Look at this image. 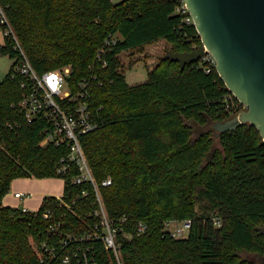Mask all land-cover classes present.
Instances as JSON below:
<instances>
[{"label": "trees", "instance_id": "16d2710c", "mask_svg": "<svg viewBox=\"0 0 264 264\" xmlns=\"http://www.w3.org/2000/svg\"><path fill=\"white\" fill-rule=\"evenodd\" d=\"M179 0H0L22 51L43 73L71 67L70 82L96 76L91 103L97 128L83 136V147L110 218H125L121 255L126 264H253L243 252L264 258V142L248 123L219 134L212 151L211 131L192 137L189 122L222 121L232 97L205 58L185 65L161 60L147 80L128 85L118 55L141 51L164 40L173 52L192 51L201 40L193 24L176 12ZM116 43L103 58L96 53L108 37ZM4 36L0 52L15 58L0 82V264H38L37 252L50 223L64 220L83 232L93 218L90 183L64 177L62 199L45 197L35 212L3 206L18 178H59L65 147L38 145L42 125L27 123L15 105L24 94L14 74L19 56ZM14 75V76H12ZM100 82V84H99ZM104 180L110 184L103 186ZM49 211L52 216L43 218ZM191 220L189 233L172 239L164 223ZM219 220L220 226L216 222ZM147 228L137 236V224ZM122 235V234H121Z\"/></svg>", "mask_w": 264, "mask_h": 264}, {"label": "built area", "instance_id": "2783aa9c", "mask_svg": "<svg viewBox=\"0 0 264 264\" xmlns=\"http://www.w3.org/2000/svg\"><path fill=\"white\" fill-rule=\"evenodd\" d=\"M117 1V0H111ZM176 12L181 14L184 22L193 24L184 0H179ZM0 27L3 35L12 40L14 49L19 56L14 64V74L21 75L24 81L21 87L24 94L16 103L15 108L21 113L27 123H40L42 129L38 145L46 147H65V153L58 160L56 175L63 181L64 177L75 171L71 182L81 185L90 183L93 188V218L96 220L83 232L76 226H68L64 220L50 223L47 228L48 236L40 244L37 252L38 264H126L121 255V236L125 218L114 220L109 217L98 186L94 180L83 147V136L97 128L96 111L91 103V91L96 76L84 77L76 84L70 82L71 67L37 73L26 56L13 32L8 18L0 6ZM116 43V38L108 37L96 58L106 66L103 58ZM118 55V57H120ZM206 60L215 65L214 59L207 55ZM204 57V58H205ZM14 76V75H12ZM100 84V82H99ZM231 94V93H230ZM232 95V94H231ZM233 96V95H232ZM234 97V96H233ZM235 98V97H234ZM236 99V98H235ZM225 109L235 110L246 107L237 99L225 97ZM110 180H104L103 186L109 185ZM87 189L81 191L80 196L73 199L72 204L65 202L62 197H55L68 212L74 213L75 200L88 196ZM14 197L22 199V193H15ZM20 211L26 212L24 208ZM43 218L48 219L52 213L46 211ZM220 226L219 220L215 221ZM147 228L145 223L137 224V236H141ZM191 229V220L169 221L164 223V232L172 239L185 237ZM122 234V235H121Z\"/></svg>", "mask_w": 264, "mask_h": 264}, {"label": "water", "instance_id": "95a60500", "mask_svg": "<svg viewBox=\"0 0 264 264\" xmlns=\"http://www.w3.org/2000/svg\"><path fill=\"white\" fill-rule=\"evenodd\" d=\"M201 45L188 52L167 51L161 60L180 69L207 55L227 90L246 111L217 123L219 133L248 123L264 142V0H184ZM264 235V227L259 229Z\"/></svg>", "mask_w": 264, "mask_h": 264}, {"label": "rangeland", "instance_id": "374dc122", "mask_svg": "<svg viewBox=\"0 0 264 264\" xmlns=\"http://www.w3.org/2000/svg\"><path fill=\"white\" fill-rule=\"evenodd\" d=\"M4 45V35L2 28L0 27V47ZM172 45L165 42L164 40H155L144 46L141 51H129L122 53L120 56V61L122 64V72L125 76V80L128 85H135L142 83L147 80L149 72L157 64L160 57H162L167 51L172 49ZM15 61V58H10L7 55H4L0 52V82L7 75L11 65ZM244 110L239 106L233 115L227 117L222 121L207 120L206 124L201 126L194 122H189L192 127V137H197L200 133L205 131H211L213 138L212 151L220 150L219 146V132L216 129L215 125L217 123H223L228 120L234 119L237 115H240ZM37 208L30 209V212L37 211ZM241 259L252 262L253 264H264V258L256 256L252 253L243 252L240 254Z\"/></svg>", "mask_w": 264, "mask_h": 264}, {"label": "crops", "instance_id": "0c3cea01", "mask_svg": "<svg viewBox=\"0 0 264 264\" xmlns=\"http://www.w3.org/2000/svg\"><path fill=\"white\" fill-rule=\"evenodd\" d=\"M63 189L64 182L59 178H18L11 182L1 204L16 209L24 208L27 211L39 209L45 197H60ZM15 193H22V199L15 198Z\"/></svg>", "mask_w": 264, "mask_h": 264}]
</instances>
